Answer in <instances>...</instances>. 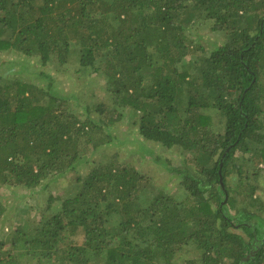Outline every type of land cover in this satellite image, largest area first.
<instances>
[{
    "label": "trees",
    "instance_id": "trees-1",
    "mask_svg": "<svg viewBox=\"0 0 264 264\" xmlns=\"http://www.w3.org/2000/svg\"><path fill=\"white\" fill-rule=\"evenodd\" d=\"M202 25L222 36L210 48ZM0 52L75 58L110 95L77 113L53 75L1 71L0 227L3 187L79 172L118 120L190 152L183 168L166 163L183 200L143 196L136 168L96 162L51 215L0 237V264H264V0H0Z\"/></svg>",
    "mask_w": 264,
    "mask_h": 264
},
{
    "label": "rangeland",
    "instance_id": "rangeland-1",
    "mask_svg": "<svg viewBox=\"0 0 264 264\" xmlns=\"http://www.w3.org/2000/svg\"><path fill=\"white\" fill-rule=\"evenodd\" d=\"M203 44L210 48L212 43L219 41L222 36L210 31L208 26L199 28ZM209 53V51H206ZM188 58L195 59L196 55ZM3 71L6 78L22 77L43 84L36 72L45 71L56 78L58 86L67 93L76 94L77 99H72V106L77 113L85 111V107L96 103H109L110 95L106 88L105 78L90 69H80L75 58L65 66L56 62L55 58L47 66H40L36 59L28 58L19 53L0 52V73ZM97 116V112H92ZM217 122L220 117L216 116ZM107 147L96 151L90 161L83 162L78 171H70L64 177L51 180L46 186L35 190L22 187H3L1 189L7 210L3 227H0V237L11 238L15 227L25 220L41 219L43 214L51 215L61 205V199L67 197L69 187L75 185L78 174L86 175L90 168L99 161L106 163L115 160L119 163L133 166L144 175L146 187L143 196L155 197L159 191L173 195L178 200H183L189 195L174 172L169 171L166 163L174 167H185V158L190 156L188 150L181 147L166 148L158 142L145 140L137 128L127 118L118 120L112 126V138ZM193 165V164H192ZM259 193L264 199V174L258 183ZM56 197L52 202L50 198ZM49 205L50 206L49 209ZM3 218V219H4ZM239 231H241L239 229ZM79 242L82 237L77 238ZM12 242L6 241L3 252L11 250ZM182 261V260H181Z\"/></svg>",
    "mask_w": 264,
    "mask_h": 264
},
{
    "label": "water",
    "instance_id": "water-1",
    "mask_svg": "<svg viewBox=\"0 0 264 264\" xmlns=\"http://www.w3.org/2000/svg\"><path fill=\"white\" fill-rule=\"evenodd\" d=\"M221 181H222V185H223V177L221 176Z\"/></svg>",
    "mask_w": 264,
    "mask_h": 264
}]
</instances>
